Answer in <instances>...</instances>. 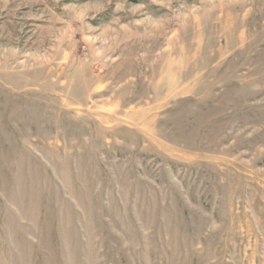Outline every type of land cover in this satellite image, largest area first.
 <instances>
[{
  "label": "rangeland",
  "instance_id": "obj_1",
  "mask_svg": "<svg viewBox=\"0 0 264 264\" xmlns=\"http://www.w3.org/2000/svg\"><path fill=\"white\" fill-rule=\"evenodd\" d=\"M0 264H264V0H0Z\"/></svg>",
  "mask_w": 264,
  "mask_h": 264
}]
</instances>
